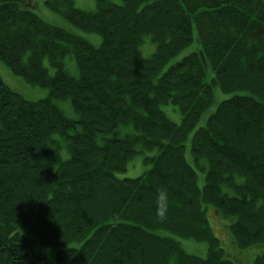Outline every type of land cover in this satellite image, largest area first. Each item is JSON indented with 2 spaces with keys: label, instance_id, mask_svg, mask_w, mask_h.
I'll return each instance as SVG.
<instances>
[{
  "label": "trees",
  "instance_id": "1",
  "mask_svg": "<svg viewBox=\"0 0 264 264\" xmlns=\"http://www.w3.org/2000/svg\"><path fill=\"white\" fill-rule=\"evenodd\" d=\"M46 3L101 41L44 21L33 0H0V60L49 91L28 100L0 77V264H237L252 247H263L252 264H264V0H95L93 11ZM144 35L155 49L143 59ZM215 89L227 96L216 99ZM64 98L78 118L54 102ZM167 103L179 123L162 110ZM211 104L191 135L194 162L207 165L199 188L184 140ZM120 124L133 132L118 135ZM152 147L148 170L114 176ZM157 229L204 241L206 255L187 254ZM33 239L64 247L49 261Z\"/></svg>",
  "mask_w": 264,
  "mask_h": 264
},
{
  "label": "rangeland",
  "instance_id": "2",
  "mask_svg": "<svg viewBox=\"0 0 264 264\" xmlns=\"http://www.w3.org/2000/svg\"><path fill=\"white\" fill-rule=\"evenodd\" d=\"M35 3L34 12L41 17L44 21L49 22L51 24L63 27L64 29L81 36L94 46H98L101 37L98 33L91 32L85 29L78 27L77 25L69 22L61 13L52 10L46 0H33ZM74 7L86 10L93 11L96 8L95 0H72ZM116 3H120L121 0H111ZM195 45V42L183 49L179 54L173 57L169 62L174 60H178L181 56L186 54L192 47ZM155 46L154 43L150 40L148 35H144L142 37L141 42L138 44L136 48V54L139 58H148L152 52L154 51ZM44 65L48 68L49 73L54 72V68L49 64L48 59L44 58ZM64 67L72 76H78L77 64L72 55H66L63 59ZM242 68V67H241ZM209 74H206L205 77H209ZM0 77L3 82L9 86L11 89L20 93L24 98L28 100H38L42 98H46L48 96V89L46 87H41L37 85H32L27 83L24 78L20 75L13 74L10 69L0 60ZM227 96L226 94L220 93L217 89H215V98L221 99ZM54 102L56 105L62 110L64 115L71 119L78 118V114L74 111L71 101L69 98L64 99H55ZM214 104H211L207 110L202 113L201 119L198 123L193 127V129L187 134L184 140V156L186 161L193 167L196 172V183L199 188L204 185V178L206 174V161L201 159L197 163L194 162V159L191 154V135L193 131L198 127L205 124V117L212 110ZM162 110L172 121L179 123L181 120V114L177 106L167 103L161 105ZM78 126V124H77ZM118 135H123L125 133L133 132V128L130 124H120L117 127ZM74 129L70 130L72 133ZM157 153V149L155 147L152 148H144L142 152L135 154L131 159H129L126 163L125 169L121 171L115 172L114 176L116 178H134L141 175L143 172L148 170L152 166V162L150 157H154ZM61 158L64 160L66 158V153L62 149ZM213 219V218H211ZM210 225L212 227L213 233L219 238L221 243L227 242V234L220 230V226L215 223V221L210 220ZM153 232L157 233L161 237H168L178 242L180 248L186 252L187 254L204 257L206 255V243L204 241H196L192 239L180 238L173 234L170 231L164 229H157ZM222 246V245H221ZM63 245H58L56 247H49L45 244H40L33 239L32 248L34 252H39L43 254L47 260L52 261L54 258V253L56 250L63 248ZM263 247H252V249H248L243 252V255L239 257L237 260V264H252V257L258 255L262 252Z\"/></svg>",
  "mask_w": 264,
  "mask_h": 264
},
{
  "label": "clouds",
  "instance_id": "3",
  "mask_svg": "<svg viewBox=\"0 0 264 264\" xmlns=\"http://www.w3.org/2000/svg\"><path fill=\"white\" fill-rule=\"evenodd\" d=\"M168 207L167 191L161 189L156 195V216L161 222L167 218Z\"/></svg>",
  "mask_w": 264,
  "mask_h": 264
}]
</instances>
